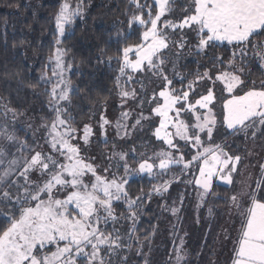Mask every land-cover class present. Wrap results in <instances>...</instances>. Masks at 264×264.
I'll use <instances>...</instances> for the list:
<instances>
[{
	"label": "snow or ice",
	"instance_id": "1",
	"mask_svg": "<svg viewBox=\"0 0 264 264\" xmlns=\"http://www.w3.org/2000/svg\"><path fill=\"white\" fill-rule=\"evenodd\" d=\"M173 3L174 0H130L135 11L127 26H138L141 31L138 42L126 44L115 57L119 64L116 86L126 101L135 100L138 95L135 88H127L134 81V74L150 73L160 82L158 90L140 99L141 111L131 128L156 118L158 125L152 134L167 150L162 148L151 157L142 158L135 169L128 163L127 153L113 150L109 159L118 157L123 161V175L113 172L111 166L98 169L93 158L83 154L79 143L82 140L83 145H88L93 129L90 124H84L82 129L73 124L67 107L73 91L72 82L66 77L71 64L64 60L67 50L58 46L66 26L74 24L77 17L82 18L83 0H77L75 6L71 0L61 3L55 16L57 47L49 57L51 75L45 72L41 76L50 85L48 105L54 113L50 122L41 124L49 150L37 151L39 145L35 141V146L29 145L17 135L15 109L5 105V120L0 123V203L9 207L7 213L0 209V264H112L111 257L132 246L129 241L139 240L136 209L141 197H132L127 191L130 173L156 177L167 174L172 166H180L186 173L198 164L199 175L186 183H194L201 190V202L214 194V178L226 185L233 183L241 156H233L224 146L211 141L219 127L244 139L250 130L252 139L257 132L264 133V80L257 84L243 78L249 51L264 67V39H260L264 37V0H187L182 17L169 19ZM177 33L179 38L172 39ZM190 39L195 41L197 54L221 46L231 47L233 52L227 59L213 57L211 67H205L185 87L177 89L168 75L166 53L175 47L178 59ZM112 59L108 57L109 61ZM172 71L173 77L178 76L183 84L186 77L176 72L175 62ZM121 78H126L123 83ZM136 82L143 91V82ZM199 84L204 85L203 92L197 91ZM145 104L150 105L149 115L142 110ZM8 113L12 114L11 121L6 119ZM130 117V111H122L115 121L120 138H124L121 131L128 135ZM110 124L112 121L101 115L100 128L104 130ZM180 141L195 150L190 160H185ZM14 145H18L16 152H11L10 146ZM132 151L135 153V149ZM259 168L254 187L249 177L250 182L229 198L239 217L231 264H264V164ZM177 179L173 176L164 180L152 191L166 192ZM119 202L126 205V216L116 213ZM171 211L175 214L177 209ZM211 212L209 208L210 215ZM120 219L131 221L126 234L115 227ZM183 245L181 238L174 249L175 264L185 262Z\"/></svg>",
	"mask_w": 264,
	"mask_h": 264
},
{
	"label": "trees",
	"instance_id": "2",
	"mask_svg": "<svg viewBox=\"0 0 264 264\" xmlns=\"http://www.w3.org/2000/svg\"><path fill=\"white\" fill-rule=\"evenodd\" d=\"M144 2L141 0V3ZM147 2L152 3V0ZM61 3L63 0H0V123L5 120V105L15 109V120L32 123L28 128L30 130H26V126H18L15 131L21 139H26L33 146L44 137L43 129L42 132L36 130L38 125L54 118L48 105L50 85L45 84L41 76L45 72L51 75L49 57L57 46L55 16ZM71 3L75 6L77 0H71ZM133 11L135 9L130 0H83L82 18L77 17L61 38L60 46L67 50L66 64H71L67 78L72 82L73 91L70 93L68 111L74 126L87 123L94 111L116 97L119 90L116 86L119 64L115 57L126 44L138 42L141 31L138 26L132 29L127 26ZM194 44L195 41L190 39L189 53H182L181 59L176 62V72L186 77L183 84L179 78L174 79L177 89L185 87L187 81L193 80L198 72L202 73L205 67H211L210 60L213 57L227 59L233 52L231 47L221 46L197 54ZM109 56L114 59L109 61ZM261 63L249 51L244 63L243 78L254 80L257 84L264 80V67L260 66ZM124 79L121 78L122 83ZM102 101L105 103L102 104ZM6 119L11 121L12 114L8 113ZM219 142L227 152L235 156L242 154L252 142L264 148V133L257 132L255 139L251 138V130L247 139L226 133ZM181 149L185 153V160H190L192 152L182 146ZM191 173L192 170L185 173L181 167H176L156 180L140 177L129 181L126 187L130 196L141 197L136 209V235L139 240L129 241L132 246L119 250L111 257L113 263L172 264L178 237L184 233L187 254L184 264H211L230 205L229 198L235 193V187L213 183L214 194L205 197L197 213L194 209L195 185L186 183L194 180L195 175ZM173 176L178 179L170 184L166 192L156 194L152 191L154 185L170 180ZM177 206L180 211L175 223L171 209ZM209 208L212 209L211 215ZM115 211L118 215H127L123 202L115 206ZM0 223H3L2 218ZM130 226L131 221L124 219L115 224L122 234H126ZM171 229L174 233L172 237Z\"/></svg>",
	"mask_w": 264,
	"mask_h": 264
},
{
	"label": "rangeland",
	"instance_id": "3",
	"mask_svg": "<svg viewBox=\"0 0 264 264\" xmlns=\"http://www.w3.org/2000/svg\"><path fill=\"white\" fill-rule=\"evenodd\" d=\"M187 0H174V3L172 4L173 12L169 14L167 18L169 19H179L183 15V7L186 4ZM71 26V25H69ZM66 26V29L69 27ZM192 34L189 33V38H191ZM62 37H60L61 39ZM179 34H173L172 39H178ZM57 47V46H56ZM62 48L60 45L58 46ZM186 49V48H185ZM188 46L187 49L184 50L182 53H186L189 51ZM176 48L173 47L171 51L167 52L166 55L168 57V63L166 65V68L168 70V75L170 78L177 79V77H173V71H172V64L175 62L176 70L178 69V64L176 63L181 59L182 54L177 59L175 57ZM65 60V57H64ZM188 59H186L187 61ZM66 63V61H65ZM53 67V65H52ZM135 79L133 82L129 83L127 85L128 90H131L133 88L136 89L138 95L137 98L134 99H126V101L122 100L121 96L119 95V90L116 95V97L111 100L108 104H105L101 106L97 111H94L92 114L90 120L85 124H90L93 129V134L90 137V143L88 145H83V141L80 140L79 143L82 145L83 148V154L87 157L93 158V162L97 165L98 169H103L111 166V170L113 172H118L119 175H123V161H120L118 157H113L112 159H109V156L112 154L113 150L116 152H124L127 153V159L128 163L131 165L133 169L137 167L138 162L143 158L147 159L148 157H151L153 153L159 152L162 148L167 150V146L163 144L162 141L157 140L153 136V131L155 126L158 125V120L156 118H153L151 121L145 120L142 121V125L137 126L136 128H131V125L135 123V119L138 117L141 109L138 106L140 99L145 98V96H150L151 93L154 90H158L159 87V81L156 80L154 77L151 76L150 73H144V74H134ZM68 76V71L66 72V77ZM136 81H142L144 85V90H141V84L137 83ZM197 91L203 92L204 91V85L199 84L197 85ZM123 104V107L121 106ZM69 107V104L67 105ZM69 110V109H68ZM143 112L145 115H149L150 112V105L145 104L143 107ZM122 111H130L131 117L127 121L128 124V135L124 136L123 131H121V136L124 138H120V136L117 135V131L115 128V121L120 117V114ZM101 115L106 116L107 119L112 121V124L105 127L104 130L100 128V117ZM31 122L25 121V120H15V127H25L26 130L29 127H31ZM37 125V124H36ZM84 125V124H83ZM83 125H77L76 127L82 129ZM219 127V126H218ZM42 127L38 125L37 131L42 132ZM44 136L46 135L45 130ZM227 132L224 128L219 127L218 131L214 132L213 140L211 143L213 144H220V140L222 137L225 136ZM254 142V141H253ZM250 143L246 147L245 151L241 154H238L241 156V161L237 165V171L233 173L232 179L233 183L231 185H226L223 183V181H220L216 178L213 179V183H219L225 186H234V194H238L242 188L249 183V177H251V183L254 184L255 179L260 174V164H264V148L259 147L255 143ZM182 147H185L187 150H190L192 152L191 156L194 154L193 149H191L190 145L185 146L183 141L179 142ZM207 143V142H206ZM39 147L37 151L44 150L48 151V147L45 144L44 139L39 140L38 142ZM115 146V147H114ZM18 145L10 146L11 152H16V148ZM133 149H135V153H133ZM182 151V149H181ZM183 152V151H182ZM143 154V157L140 154ZM19 154V153H17ZM191 159V157H190ZM158 163V160L156 161ZM180 166H172V168H176ZM192 170V175H195V178L199 175L198 172V164H193V166L189 169ZM155 171H159L156 169ZM160 175H157L156 177H150L146 173L140 174V173H130L129 174V181L140 178V177H148L150 179L156 180ZM194 178V179H195ZM195 185V184H194ZM11 191H15L14 189H10ZM194 190L196 191V202L194 209L197 210L196 212L201 209L203 206V202L199 200L198 192L201 191L197 188L195 185ZM0 209L3 210V212L7 213L9 211V207L5 206L3 203H0ZM177 212L173 215L174 221L176 223L179 215V206L176 207ZM175 225V224H174ZM239 226V217L236 213V210L231 206V203L229 205V208L227 210V214L225 217L224 225L222 228V231L218 237L217 240V247L214 253V259L212 260L211 264H229V261L232 259L233 253V241L236 236V229ZM174 235L173 229H171L170 236L172 237ZM185 235L184 233L180 234L178 237V242L176 247L180 244L181 238L184 241V251H185ZM175 247V248H176ZM186 252V251H185ZM223 259V260H222ZM83 264V262H81ZM112 264H115L112 262ZM175 264V256L173 258V263Z\"/></svg>",
	"mask_w": 264,
	"mask_h": 264
}]
</instances>
